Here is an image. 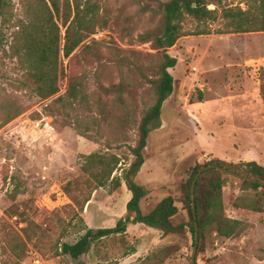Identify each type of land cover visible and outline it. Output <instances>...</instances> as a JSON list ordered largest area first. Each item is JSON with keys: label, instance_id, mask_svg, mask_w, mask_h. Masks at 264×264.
Instances as JSON below:
<instances>
[{"label": "rangeland", "instance_id": "1", "mask_svg": "<svg viewBox=\"0 0 264 264\" xmlns=\"http://www.w3.org/2000/svg\"><path fill=\"white\" fill-rule=\"evenodd\" d=\"M167 1L102 0L106 23L84 43L93 45L92 52L98 55L92 66L83 68L89 106L77 104L75 109L68 107L54 113L48 105L66 93L70 60L84 45L71 57H62L67 77L61 91L42 100L21 89L23 69L10 53L17 28L1 26L0 123L14 109L21 110V114L0 128V264H18L13 254L17 243L24 248L22 264H264V188L243 189L241 180L233 176L223 187L225 214L243 221L245 228L234 237H223L215 231L206 233L199 238L195 263L191 258L194 246L183 184L197 165L214 158L209 151L235 158L243 147H254L244 136L241 140L218 136L217 142L210 144H184L194 130L197 118L193 113L204 114L215 81H232L239 75L234 69L232 75L225 76L218 69L223 63H233L229 66L241 70V55L252 59L242 77V87H259L260 101L255 106L261 113L253 121V112L244 110L241 123H261L257 131L264 158V77L258 84L256 71H252L264 68V31L244 37L241 33L219 34L216 30L222 27L220 19L211 25V34L200 35L196 34L199 23L188 19L184 23L187 35L168 48L177 64L169 69L174 90L163 103L162 120L166 125L150 133L143 151L144 165L135 177L148 190L140 202L143 213H150L162 199L172 196L179 210L171 220L183 228L165 235L142 223L129 224L124 233L95 240L78 259L62 252L63 243L76 242L88 228L114 227L127 214L132 193L123 179L124 170L134 160L131 147L139 141L138 125L155 101L151 82L162 55V50L143 41L140 35L162 27V3ZM12 3L13 14L21 18L26 3ZM227 3L246 8L240 0ZM208 8L216 6L209 4ZM119 83L124 85L123 90L106 91ZM223 109L222 116L232 117L227 103ZM95 152L119 157L112 177H120L121 186L115 188L110 181L97 186L83 172L84 156ZM253 205L263 211L252 210Z\"/></svg>", "mask_w": 264, "mask_h": 264}, {"label": "trees", "instance_id": "2", "mask_svg": "<svg viewBox=\"0 0 264 264\" xmlns=\"http://www.w3.org/2000/svg\"><path fill=\"white\" fill-rule=\"evenodd\" d=\"M101 1L22 0L26 3V8L23 16L18 18L13 14L12 0H0V47L3 42L1 26L16 27L10 53L11 57L17 58L23 69L25 80L22 82L21 89L34 93L42 100L56 96L61 91L62 82L67 77L62 57H71L96 33L98 27L102 28L106 23L101 13ZM240 1L246 4V8L241 5L233 6L227 3V0H170L162 3L164 12L162 27L157 30H148L140 35L143 41H150L155 48L162 50V55L156 77L151 82L155 90V101L138 125L139 141L135 147H131L134 160L124 170L123 179L132 193L126 205L127 214L120 218L114 227L88 228L76 242L63 243L61 249L64 254L78 259L90 250L95 240L114 233H124L129 224L142 223L161 230L165 235L178 232L183 228L182 224L174 225L171 220L179 210L172 196L162 199L150 213H143L140 202L146 197L148 190L137 183L135 177L145 162L143 151L147 146L150 133L162 124L163 103L174 90V77L169 69L176 66L177 59L167 52L168 48L173 47L179 38L187 35L184 23L188 19L199 23L200 29L196 32L199 35L211 34V25L218 19L222 21V27L216 30L219 34L264 31V0ZM209 4H214L216 8H208ZM92 49L93 45L86 44L79 55L71 58L67 91L58 95L48 105L50 112L66 110L68 107L75 109L77 104L79 106L83 103L88 104L87 78L83 68L84 65L92 66L98 59L97 53L92 52ZM119 60L123 61L121 56ZM123 87L124 85L119 83L105 89L107 92L116 89L121 91ZM20 114L21 110L14 109L11 114L3 118L0 128ZM119 160L115 154L91 153L84 156L82 170L97 186H104L110 181L117 188L121 186L122 179L112 177V174ZM205 165H220L233 172L264 181V165L254 160L229 163L212 159L204 165H197L182 186L184 205L190 217L193 246L195 231L191 184L197 171ZM229 177L231 176L216 168H210L203 171L196 181L194 201L200 239L212 231L223 237H234L245 228L243 221L230 218L225 214L223 187L227 184ZM240 180L243 189L264 188L256 182ZM251 209L257 212L263 211L262 207L256 205L251 206ZM21 243L24 245L23 242ZM23 249L19 243L13 247V254L18 264H22Z\"/></svg>", "mask_w": 264, "mask_h": 264}, {"label": "crops", "instance_id": "3", "mask_svg": "<svg viewBox=\"0 0 264 264\" xmlns=\"http://www.w3.org/2000/svg\"><path fill=\"white\" fill-rule=\"evenodd\" d=\"M247 34L249 33H241V37H244ZM250 61H252V59H245L241 55V70L236 68L238 66H229L233 65V63H226V65L223 63L222 68L218 69V71L222 69L221 72H223L225 76L232 75V71L234 69V71L239 73V75L235 76L236 80L228 81L226 78H222L218 81H215L216 85H213L211 87V90L208 92L206 101L207 108L204 110V114L193 113L194 115H196L197 119L192 134L188 139H185V145L190 146L194 143L197 144L199 141L210 144L213 143V141L217 142L218 136H222L227 139L236 138L237 140H241V136H244L249 140V145L254 146L251 150H248L247 146L243 147L241 152L235 158L229 155H223V153L219 154L217 153V151L212 150L209 151V154L214 157L213 159H220L229 163L254 160L259 164L264 165V158L261 157L262 155L260 153V150L263 149L261 135L258 134L261 123H259V125L254 122V124H246L243 122L241 123V112H243L244 110H251L253 112V121L257 119L256 117L261 115V113H259L260 111L258 110V112V108L256 107V104H258V102L260 101V99H258V97H260L259 87L257 86L253 90L242 87V77L244 76V72H246V67L247 65H249ZM249 71L251 73L250 69ZM252 71H256L257 81L258 84H260L264 77V68L258 67L254 70L252 69ZM244 98H249V100L251 98H257V101L253 100L252 102H249L247 101L248 99ZM234 102H236L237 104H234ZM241 102L243 103V105H241ZM226 103L228 104L229 108L228 112L232 114V117L229 118L221 115V113L223 114V112L225 111V109H223V106ZM258 121H260L259 118ZM165 125L166 120H162L161 126L164 127ZM238 144L241 147V143ZM254 144H259L260 147L257 148Z\"/></svg>", "mask_w": 264, "mask_h": 264}, {"label": "water", "instance_id": "4", "mask_svg": "<svg viewBox=\"0 0 264 264\" xmlns=\"http://www.w3.org/2000/svg\"><path fill=\"white\" fill-rule=\"evenodd\" d=\"M210 168H216L218 170H220L221 172L228 174L230 176H234L240 179H244V180H248V181H252V182H256L258 184H260L261 186H264V181L262 180H257L256 178L253 177H249V176H245L243 174L237 173V172H233L231 170H229L228 168H225L223 166L220 165H205L202 166L196 173L193 182L191 184V197H192V207H193V217H194V231H195V245H194V249H193V253H192V261L195 263V255L197 252V247H198V242H199V227H198V221H197V212H196V204L194 201V191H195V185H196V181L198 179V177L200 176V174Z\"/></svg>", "mask_w": 264, "mask_h": 264}]
</instances>
